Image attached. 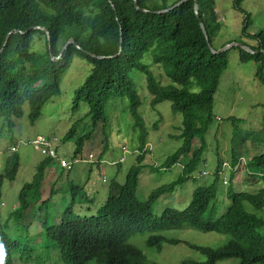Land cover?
Returning <instances> with one entry per match:
<instances>
[{
  "label": "trees",
  "instance_id": "obj_1",
  "mask_svg": "<svg viewBox=\"0 0 264 264\" xmlns=\"http://www.w3.org/2000/svg\"><path fill=\"white\" fill-rule=\"evenodd\" d=\"M181 1L169 4L167 0H0V120L3 127L11 130L14 121L22 118L24 106L28 109L29 124L34 125L42 108L60 95V81L77 58L86 62L91 70L75 90L73 103L75 110L81 103L87 107L84 116L87 123L75 122L63 138L71 140L77 135L72 158L81 155L99 125L102 129L107 126L109 106L113 105L110 109L115 110L123 104V111L131 119L129 128L137 134L136 164L128 170L121 185H109L107 197L100 206H94V199L83 187L71 185L69 202L59 224H43L45 240L58 250L63 264H156L147 261L142 252L128 242L137 234L146 235V246L157 252L164 246L182 244L204 258L203 262L185 260L180 264H217L233 259L238 260V264H264V188L243 192L231 187L235 173L240 171L245 172L249 184L264 185V153L253 156V150L248 161L234 157L226 163V169L217 160L212 181L196 186L183 210L167 207L160 214H154V206L162 197L172 195L190 180L196 182L194 173L202 161L207 147L205 135L213 121L214 95L227 69V51L213 54L209 50L193 12L194 2L190 0L173 8ZM196 1L198 16L211 46L212 37L219 30L214 1ZM242 1H233V8L243 15L237 43L247 46L254 54L234 48L239 51L242 64L255 63L254 77L264 87V55L259 53L264 51V30L255 34L247 32L251 17L242 10ZM170 8L166 13L155 14ZM34 35L44 38L42 55L31 52ZM242 38L255 45H247ZM70 40L73 43L67 45ZM120 41L122 51L118 54ZM147 52L151 53L153 63L162 67L169 85L161 86L149 67L142 63ZM91 55L104 59H93ZM134 72L144 76L152 108L168 102L172 114L181 116L177 137L180 147L159 167L143 164L148 152L147 131L138 113L140 101L130 77ZM228 121L233 128L241 122L235 118ZM156 127L154 123L153 128ZM105 132L106 129V137ZM14 146L16 143L11 144ZM177 165L182 170L175 181L148 192L145 188L140 190L139 177L145 170L151 175ZM52 166L55 163L44 157L31 182L19 191L12 215L17 224L26 212L31 218L36 217L40 208L57 195V191L51 189L49 198L40 203L45 171ZM18 168L19 157L14 152L5 160L0 173V197L3 181H14ZM224 170L228 172L225 185L221 180ZM219 183L226 191L218 196ZM223 195L229 205L221 213ZM38 202L40 204L36 205ZM76 202L82 206L78 210ZM7 225V222L0 224V264H19L22 261L18 255L19 242ZM188 228L202 234L225 235L228 239L220 247L208 248L168 236L169 232Z\"/></svg>",
  "mask_w": 264,
  "mask_h": 264
},
{
  "label": "rangeland",
  "instance_id": "obj_2",
  "mask_svg": "<svg viewBox=\"0 0 264 264\" xmlns=\"http://www.w3.org/2000/svg\"><path fill=\"white\" fill-rule=\"evenodd\" d=\"M167 1L171 4L176 0ZM213 1L219 30L212 37L211 48L216 51L227 44L239 41L243 15L233 8L234 0ZM241 8L251 17L248 33L255 34L259 30H264V0H243ZM241 40L247 45H255L246 38ZM44 47V38L41 35H34L31 52L42 55ZM226 59L227 69L221 75L214 95L212 125L205 135L207 147L194 173L196 182L193 183L190 180L172 195L162 197L157 201L153 209L156 215L167 207L183 210L190 202L193 189L201 183L209 184L212 181V173L217 160L225 167L226 163H230L234 157L241 161L244 159L248 161L252 155L264 153V87L254 77L256 65L253 62L242 64L239 61L237 48L228 50ZM142 63L149 67L155 80L161 86L169 85L162 67L153 63L150 52L143 56ZM90 70L91 67L86 62L74 58L60 81V95L42 108L34 125L28 122L26 106L23 107L22 118L14 121L11 130L3 127L0 120V173L3 172L5 160L16 150V147H13L14 151L12 150L11 144L22 143L17 147L16 152L19 157L16 177L12 182L3 181L0 197V224L7 222L8 231L17 236L20 248L18 255L22 260L19 264H63L58 250L45 240L42 226L43 224L47 226L59 224L60 217L69 202L70 186H81L85 193L92 191L91 198L94 199V206H100L107 197L109 185L111 183L121 185L128 170L136 164L137 154L134 148L137 147V134L129 128L131 119L123 111V104L122 109L111 110L113 105L106 109L107 116H109L107 126L103 129L101 125L98 126L90 140L85 143L78 158H72L77 135L71 140H63L72 124L77 121H82L85 125L87 123L84 121V116L88 111L87 107L81 103L75 110L73 103L75 90L83 84ZM130 77L140 101L138 113L147 131L146 148L148 150L146 151L148 152L143 159V164L159 167L180 147L181 142L177 137L181 127V116L172 114L168 102L152 108L144 76L139 72H134ZM229 118H235L241 122L233 128L232 123L228 121ZM154 123H157L156 129L153 128ZM246 135H249L248 138H245ZM37 136L54 139L57 156L70 164L73 161L77 162L72 164L69 171L61 170L60 172L55 169L52 173L45 171L40 203L49 198L51 189L57 191V195H53L49 203L40 208L36 217L31 218L26 212L17 224L12 215L18 204L19 191L25 184L31 182L38 164L44 159L39 152L25 145ZM253 150L255 153L252 154ZM181 170L179 165L166 172L151 175L145 170L146 172L139 177L140 190L145 188V192H148L150 189L170 184L178 178ZM235 174L231 187L236 191L256 192L264 188L263 183L249 184L244 171ZM103 179L105 182L102 181ZM221 180L222 183L228 182L227 170L221 174ZM224 191L226 187L219 183L217 185L218 196ZM228 205L229 201L223 195L220 212L222 213ZM81 207L76 202L75 209L78 210ZM170 235L180 241L208 248L220 247L228 239L225 235L202 234L190 228L169 232L168 236ZM146 239V235L137 234L128 242L136 246L151 263L180 264L185 260L204 261L202 255L182 244L164 246L160 252H157L146 246ZM217 264H238V260L221 261Z\"/></svg>",
  "mask_w": 264,
  "mask_h": 264
},
{
  "label": "built area",
  "instance_id": "obj_3",
  "mask_svg": "<svg viewBox=\"0 0 264 264\" xmlns=\"http://www.w3.org/2000/svg\"><path fill=\"white\" fill-rule=\"evenodd\" d=\"M55 140L51 138H46L42 136H37L28 141L25 145L32 147L35 151L39 152L42 156L47 157L55 163V165H58L60 169L70 170L72 164H75L77 161H73L72 164L65 162L63 159H60L56 154V148H55ZM22 143L18 142L16 144V150L13 148L12 150L17 152V147L20 146ZM14 153V152H13ZM223 168H226L227 166ZM225 184V183H224Z\"/></svg>",
  "mask_w": 264,
  "mask_h": 264
},
{
  "label": "water",
  "instance_id": "obj_4",
  "mask_svg": "<svg viewBox=\"0 0 264 264\" xmlns=\"http://www.w3.org/2000/svg\"><path fill=\"white\" fill-rule=\"evenodd\" d=\"M187 1H190V0H183V1H181L180 3L176 4L175 6H173V8H175V7H177L178 5H180V4L184 3V2H187ZM192 1L194 2V9H193L194 15L196 16V19H197V21H198L199 27H200V29H201V31H202V34H203V36H204V38H205V40H206V42H207V44H208L209 50H210L213 54H221V53H224V52H226V51H228V50H230L231 48H234V47H237V48L241 49L242 51H244L245 53H248V54H250V55H253V54H254V52H253L250 48H248L247 46H245V45H243V44H240V43L227 44L226 46H224V47L221 48L220 50H218V51H214V50L211 48L210 44H209V39H208V37H207V33H206V31H205V27L203 26V24H202V22H201V20H200V18H199V16H198V4H197V1H196V0H192ZM171 9H172V8L167 9V10H163V11H159V12H156L155 14L166 13V12H168V11L171 10ZM143 12H147V11L143 10ZM33 30H40V28H34ZM47 38H48V36H47ZM6 40H7V39H6ZM5 43H6V41H5ZM5 43H4L3 47L5 46ZM71 43H73L72 40L68 41L67 45H68V44H71ZM67 45H66V46H67ZM121 51H122V47H121V41H120V46H119L118 54H120ZM259 53H261L262 55H264V51H260ZM91 57H92L93 59H97V60L104 59V57H95V56H92V55H91Z\"/></svg>",
  "mask_w": 264,
  "mask_h": 264
},
{
  "label": "crops",
  "instance_id": "obj_5",
  "mask_svg": "<svg viewBox=\"0 0 264 264\" xmlns=\"http://www.w3.org/2000/svg\"><path fill=\"white\" fill-rule=\"evenodd\" d=\"M53 169L58 170V171L61 172L60 168H59L57 165L48 168L47 171L52 173V172L55 171V170H53ZM86 193H87V195H88L89 197H91V195H93V192H92V191H91V192H86ZM107 194H108V193H107Z\"/></svg>",
  "mask_w": 264,
  "mask_h": 264
}]
</instances>
